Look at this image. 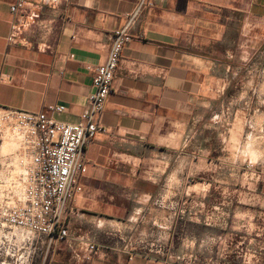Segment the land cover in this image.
I'll return each mask as SVG.
<instances>
[{
  "label": "crops",
  "instance_id": "crops-1",
  "mask_svg": "<svg viewBox=\"0 0 264 264\" xmlns=\"http://www.w3.org/2000/svg\"><path fill=\"white\" fill-rule=\"evenodd\" d=\"M16 1L0 0V107L46 111L66 122L87 108L112 32L145 1L104 107V131L86 146L83 191L68 219L73 241L91 240L100 250L83 262L63 242L49 264H181L140 254L126 232L175 176L207 162L216 168L221 152L207 150L202 128L214 119L231 72L220 73L218 61L233 59L240 37L253 35L264 0H64L45 10L54 24L40 47L38 29L29 33L33 45L8 41ZM54 105L66 110L51 112Z\"/></svg>",
  "mask_w": 264,
  "mask_h": 264
},
{
  "label": "rangeland",
  "instance_id": "rangeland-1",
  "mask_svg": "<svg viewBox=\"0 0 264 264\" xmlns=\"http://www.w3.org/2000/svg\"><path fill=\"white\" fill-rule=\"evenodd\" d=\"M218 64L231 72L202 130L207 150L221 157L216 168L207 162L175 176L141 206L126 232L140 254L181 264H264V17L255 18L253 35L240 37L234 58ZM23 151L20 136L0 127V264H49L64 244L49 248L45 237L5 224L8 206L23 201Z\"/></svg>",
  "mask_w": 264,
  "mask_h": 264
},
{
  "label": "built area",
  "instance_id": "built-area-1",
  "mask_svg": "<svg viewBox=\"0 0 264 264\" xmlns=\"http://www.w3.org/2000/svg\"><path fill=\"white\" fill-rule=\"evenodd\" d=\"M60 0H18L10 5L13 19L8 41L11 44L33 45L29 38L38 29L41 40L53 28V19L44 17L46 9H56ZM145 1L127 15L124 26L111 34V49L105 63L95 68L92 92L87 108L77 122L56 119L46 111H28L0 107V127L8 124L20 136L24 155L29 158L24 173L23 201L8 206L5 224L45 237L50 248L67 242L71 257L90 262L100 246L91 240L71 239L68 219L74 211L73 201L83 191L81 177L87 172L86 146L104 131L101 117L122 59L123 51L134 38L132 26ZM51 112H63L65 105L49 107ZM24 163V160H22Z\"/></svg>",
  "mask_w": 264,
  "mask_h": 264
}]
</instances>
